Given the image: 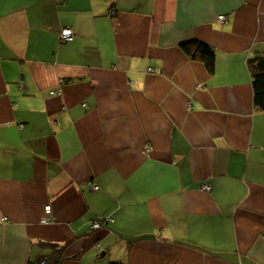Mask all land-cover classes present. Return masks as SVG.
<instances>
[{
  "label": "crops",
  "instance_id": "crops-1",
  "mask_svg": "<svg viewBox=\"0 0 264 264\" xmlns=\"http://www.w3.org/2000/svg\"><path fill=\"white\" fill-rule=\"evenodd\" d=\"M262 57L264 0H0V264H264Z\"/></svg>",
  "mask_w": 264,
  "mask_h": 264
},
{
  "label": "trees",
  "instance_id": "trees-1",
  "mask_svg": "<svg viewBox=\"0 0 264 264\" xmlns=\"http://www.w3.org/2000/svg\"><path fill=\"white\" fill-rule=\"evenodd\" d=\"M181 48L191 59L203 62L210 74L215 72L216 49L213 46L204 41L195 39L182 43ZM252 75L255 106L264 110V57L252 65ZM45 245L51 248L48 254L43 257V259L45 258L47 260L46 264H61L64 260V247H58L49 243Z\"/></svg>",
  "mask_w": 264,
  "mask_h": 264
},
{
  "label": "built area",
  "instance_id": "built-area-1",
  "mask_svg": "<svg viewBox=\"0 0 264 264\" xmlns=\"http://www.w3.org/2000/svg\"><path fill=\"white\" fill-rule=\"evenodd\" d=\"M113 13H114V11L112 10V11H111V14H113ZM219 19H221V20H225V19H226V16H225V15H220V16H219ZM59 36H60V39H61L62 41H65V42H66V41H70V40H72L73 37H74V31H73V29L70 28V27H63V28L60 30ZM62 82H64V81L62 80ZM199 86H200V85H199ZM55 93H59V91H55V90L52 91V94H55ZM148 147H149V146H147V148H148ZM203 188H204L206 191H211L212 186L209 185V184H206V185H204ZM92 189H94V190L99 189V185H97V184H92ZM45 212H46L47 215L51 213V206H50V205H46V206H45ZM7 220H8L7 217L2 216V215L0 214V222H5V221H7ZM42 220H43L44 223H49V222L52 221L51 218H50L49 216H46V217L43 218ZM113 220H114V219H113V217H111V216L107 217L106 219H105V218H103V219H101V218H95V219H93V221H92V223H91V228H92V229H98V228L102 227V225H103L105 222L108 223V222H111V221H113ZM46 262H47L46 259H42V260L39 262V264H46Z\"/></svg>",
  "mask_w": 264,
  "mask_h": 264
},
{
  "label": "rangeland",
  "instance_id": "rangeland-1",
  "mask_svg": "<svg viewBox=\"0 0 264 264\" xmlns=\"http://www.w3.org/2000/svg\"><path fill=\"white\" fill-rule=\"evenodd\" d=\"M60 83L63 84L61 80H60ZM200 86H201V85H200ZM200 86L198 85V87H200ZM60 93H61V92H60ZM60 93H58V94H60Z\"/></svg>",
  "mask_w": 264,
  "mask_h": 264
},
{
  "label": "clouds",
  "instance_id": "clouds-1",
  "mask_svg": "<svg viewBox=\"0 0 264 264\" xmlns=\"http://www.w3.org/2000/svg\"><path fill=\"white\" fill-rule=\"evenodd\" d=\"M212 190V189H211Z\"/></svg>",
  "mask_w": 264,
  "mask_h": 264
}]
</instances>
